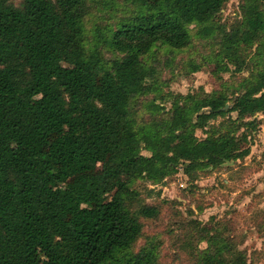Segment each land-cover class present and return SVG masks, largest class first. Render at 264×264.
<instances>
[{
  "label": "trees",
  "instance_id": "obj_1",
  "mask_svg": "<svg viewBox=\"0 0 264 264\" xmlns=\"http://www.w3.org/2000/svg\"><path fill=\"white\" fill-rule=\"evenodd\" d=\"M230 1L0 0V264H159L145 222L183 203L145 185L231 171L261 127L264 0ZM192 51L220 89L165 94L160 55ZM190 224L193 264L249 263L228 222Z\"/></svg>",
  "mask_w": 264,
  "mask_h": 264
},
{
  "label": "rangeland",
  "instance_id": "obj_2",
  "mask_svg": "<svg viewBox=\"0 0 264 264\" xmlns=\"http://www.w3.org/2000/svg\"><path fill=\"white\" fill-rule=\"evenodd\" d=\"M240 2L241 0H231L223 13V18L227 20L235 18ZM198 56L195 51L170 57L160 55L164 66L163 81H167V84L163 85L165 94L187 95L201 88L206 92L220 89L219 82L211 73L214 69L212 65L201 72L189 73V62L198 61ZM168 62L170 66L165 67ZM223 78L227 80L230 76L224 74ZM233 116L236 117V114ZM257 117L261 121V127L253 137L251 155L237 168L231 171L222 169L209 174L201 173L195 183L189 182L180 172L175 180L165 185L157 187L145 185L155 189L156 193L162 191L161 199H177L183 203V206L175 211L171 208L164 209L160 219L145 222L144 237L138 246L157 240L160 249L159 264H193L178 250L181 225H189L191 221H196L202 226H210L212 222L217 221L228 222L238 241L244 237V244L239 249L247 252L248 264H264V254L261 252L264 247V232L260 228L264 223V113ZM220 121L221 119L218 123ZM197 136L203 138L205 134L198 131ZM41 144L43 146V143ZM140 189L144 191V186ZM157 199L154 194L148 202L155 203ZM187 209L193 210L194 215L190 216L186 212ZM63 223L64 221H60L59 225ZM205 248L206 244H200V250Z\"/></svg>",
  "mask_w": 264,
  "mask_h": 264
},
{
  "label": "water",
  "instance_id": "obj_3",
  "mask_svg": "<svg viewBox=\"0 0 264 264\" xmlns=\"http://www.w3.org/2000/svg\"><path fill=\"white\" fill-rule=\"evenodd\" d=\"M228 165H231V166H232V165H233V163L225 164V166H228Z\"/></svg>",
  "mask_w": 264,
  "mask_h": 264
}]
</instances>
